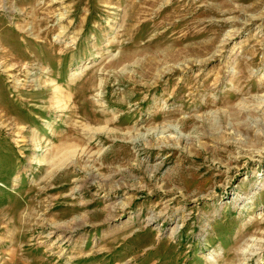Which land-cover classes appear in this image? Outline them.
Here are the masks:
<instances>
[{"label": "rangeland", "instance_id": "rangeland-1", "mask_svg": "<svg viewBox=\"0 0 264 264\" xmlns=\"http://www.w3.org/2000/svg\"><path fill=\"white\" fill-rule=\"evenodd\" d=\"M262 263L264 0H0V264Z\"/></svg>", "mask_w": 264, "mask_h": 264}, {"label": "bare ground", "instance_id": "bare-ground-1", "mask_svg": "<svg viewBox=\"0 0 264 264\" xmlns=\"http://www.w3.org/2000/svg\"><path fill=\"white\" fill-rule=\"evenodd\" d=\"M62 18H63V16H62ZM59 20H61V19H59ZM18 28L21 30V32H22V29L18 26ZM24 29V28H23ZM29 33V32H28ZM65 33V32H64ZM15 81H16V79H15V77H12ZM19 81V80H18ZM32 82V81H31ZM53 85V84H52ZM55 85V84H54ZM57 89V87H55V90ZM56 95H59L60 94V92H57V93H55ZM54 94V95H55ZM61 102L60 101H57V104H59L58 105V110H62V112L64 111V108H63V105H61L60 104ZM57 106V105H56ZM66 109V108H65ZM35 135V134H34ZM36 139V138H35ZM38 139H36V140H34L33 139V143L35 144V147H37L38 146V141H37ZM39 147V146H38ZM35 149V148H34ZM80 189V187H77L76 186V188L74 189V191H78ZM154 215V214H153ZM50 234H52V233H50ZM50 234H48V235H50ZM53 234H56V232H54ZM72 239V237L71 236H69V235H67L66 233H62V234H60V235H58V237H57V239H56V244H59V247H61V245L63 246L64 245V243H66V242H70V240ZM261 250V249H260ZM251 252V251H250ZM254 252H256V251H254ZM213 254V253H212ZM252 255H253V253H252ZM250 258V257H249ZM263 264V263H262Z\"/></svg>", "mask_w": 264, "mask_h": 264}]
</instances>
